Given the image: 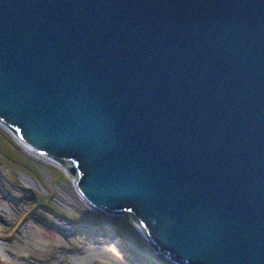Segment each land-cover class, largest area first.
Returning a JSON list of instances; mask_svg holds the SVG:
<instances>
[{"label":"water","instance_id":"obj_1","mask_svg":"<svg viewBox=\"0 0 264 264\" xmlns=\"http://www.w3.org/2000/svg\"><path fill=\"white\" fill-rule=\"evenodd\" d=\"M0 123L162 258L264 264V0H0Z\"/></svg>","mask_w":264,"mask_h":264},{"label":"rangeland","instance_id":"obj_2","mask_svg":"<svg viewBox=\"0 0 264 264\" xmlns=\"http://www.w3.org/2000/svg\"><path fill=\"white\" fill-rule=\"evenodd\" d=\"M49 160L0 126V264H175L131 218L84 205L74 178Z\"/></svg>","mask_w":264,"mask_h":264},{"label":"bare ground","instance_id":"obj_3","mask_svg":"<svg viewBox=\"0 0 264 264\" xmlns=\"http://www.w3.org/2000/svg\"><path fill=\"white\" fill-rule=\"evenodd\" d=\"M0 126L1 127H3V128H5V126L2 124V123H0ZM18 142V144L27 152V153H29V154H31V155H33V156H36V155H39L37 152H35V151H33L32 149H30V147L29 146H27L25 143H22L21 141H19V140H17ZM49 161H51L54 165H56V166H58L59 168H62L63 170H65V171H67L66 170V168L64 167V166H62V165H60V164H58L57 162H54V161H52V160H49ZM76 187V186H75ZM76 190H77V188H76ZM78 191V190H77ZM79 193V192H78ZM81 196V195H80ZM81 198H82V196H81ZM82 203L84 204V205H86L88 208H91V206L89 205V203L88 202H86L85 201V199H83L82 198ZM92 210H95L94 208H92ZM96 211V210H95ZM139 230V229H138ZM140 231V230H139ZM141 232V231H140ZM142 233V232H141ZM143 234V233H142ZM144 235V234H143ZM145 236V235H144Z\"/></svg>","mask_w":264,"mask_h":264},{"label":"trees","instance_id":"obj_4","mask_svg":"<svg viewBox=\"0 0 264 264\" xmlns=\"http://www.w3.org/2000/svg\"><path fill=\"white\" fill-rule=\"evenodd\" d=\"M20 162L23 163V164H26V162H24V161L23 162L20 161ZM3 164L6 165V163H3ZM0 168H1V166H0ZM35 200L37 201V203L39 205H44V203H47V198L46 197H42V196L40 197L39 196V197L35 198ZM128 215H130V216H127V217H132L134 219V216L133 215H131V214H128ZM135 261H137V260H135ZM138 262H140V261H138ZM141 263L146 264L144 261H141Z\"/></svg>","mask_w":264,"mask_h":264}]
</instances>
